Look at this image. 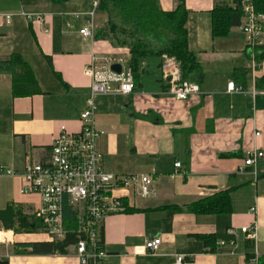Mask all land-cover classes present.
I'll return each instance as SVG.
<instances>
[{
	"label": "crops",
	"instance_id": "1",
	"mask_svg": "<svg viewBox=\"0 0 264 264\" xmlns=\"http://www.w3.org/2000/svg\"><path fill=\"white\" fill-rule=\"evenodd\" d=\"M90 1L65 4L84 13ZM216 1L231 0H184L187 46L202 69L199 94L178 100L164 93L161 57H157L156 67L140 63L131 94L95 98L94 124L102 132L96 148L102 154V169L116 175L153 174L156 190L150 198L129 199L128 207L137 211L110 214L103 220L107 256L101 264H173L178 254L185 255V264H257L264 256V156L255 168L243 164L248 151L264 154V58L256 61L251 53L264 44V34L251 45L239 26L213 37L211 10ZM157 2L167 12L176 4L175 0ZM65 4L0 0V58L20 54L42 90L13 97L11 76L0 74V165L18 173L28 161L49 155L61 126L68 132L80 130V113L90 94V79L83 69L91 52L130 59L125 46L83 38L79 30L85 16L66 15ZM27 13L41 14L42 22L28 20ZM95 19L97 29L106 16L97 12ZM67 21L70 31H59ZM230 81L243 91L227 92ZM176 162L179 168L174 167ZM20 186L18 176L0 177V210L13 205L31 214L38 208L39 197L21 194ZM224 190L230 191V214L186 210L189 203ZM253 225L256 238L249 240L240 228ZM230 228L235 235L228 234ZM4 232H10V237L5 238ZM21 234L0 227L1 261L80 264L72 247L65 255L13 254L15 242L38 241ZM210 234L216 237L213 251L198 237ZM156 236L161 238L158 251L145 254V240ZM218 241L225 245L219 246Z\"/></svg>",
	"mask_w": 264,
	"mask_h": 264
},
{
	"label": "built area",
	"instance_id": "2",
	"mask_svg": "<svg viewBox=\"0 0 264 264\" xmlns=\"http://www.w3.org/2000/svg\"><path fill=\"white\" fill-rule=\"evenodd\" d=\"M98 4L99 0H91L87 11L72 15L75 19L80 14L85 16L84 26L79 30L83 38H94V19ZM241 10L239 28L246 43L251 45L264 34L262 14L255 12L252 0H241ZM24 15L38 24L43 20L39 13ZM113 64L120 65L119 73L111 70ZM160 68L161 78L166 85L164 93L167 95L184 100L201 92L198 83L182 78L180 64L175 57L162 54ZM83 73L90 79V94L80 113V130L68 132L61 126L45 159L28 161L20 173L0 165V177L18 176L21 180L20 193L36 194L39 197V206L31 214L42 220V229L49 241L64 238L66 232L63 208L65 204L71 206L77 221V240L71 247L78 262L101 264L107 256L102 244L104 218L110 214L125 212L128 201L133 196L150 198L155 195L156 190L153 174L116 175L104 171L101 167L102 154L96 148V138L102 132L94 124L95 98L98 95H127L133 92V77L128 59L123 54H97L92 51ZM226 91L242 92L243 89L230 81L226 85ZM263 156L262 151H248L243 164L255 168L257 161ZM180 166L179 162L174 163L175 168ZM255 230L254 225L240 228L249 240H255ZM228 234L235 235V231L230 228ZM160 244L161 238L156 236L145 240L142 250L145 254L155 255ZM217 244L223 246L225 242L218 241ZM138 251L135 249V254ZM173 264H185V255H176Z\"/></svg>",
	"mask_w": 264,
	"mask_h": 264
},
{
	"label": "trees",
	"instance_id": "3",
	"mask_svg": "<svg viewBox=\"0 0 264 264\" xmlns=\"http://www.w3.org/2000/svg\"><path fill=\"white\" fill-rule=\"evenodd\" d=\"M67 0H50L63 3ZM172 11H163L157 0H99L97 12L106 16L104 24L95 29V39H107L117 46L129 49V65L133 81L139 78L140 61L145 57L173 56L180 64L184 80L198 83L202 78V69L194 54L187 46L186 20L188 11L184 0H175ZM256 13H264V0H252ZM242 18L241 0L216 1L211 10L212 36L221 37L239 26ZM253 58H264V44L251 50ZM48 59V58H47ZM0 74L11 76L13 97H26L42 92L30 65L18 53L0 58ZM155 121H158L157 119ZM138 209L127 208L125 212ZM186 210L194 214H230L232 202L230 191H219L212 196L193 201ZM65 236L61 240L15 242L13 254L26 255H65L77 240V221L71 206L63 208ZM0 227L14 234L33 233L42 229V220L32 214H25L18 206H7L0 210ZM213 251L216 237L213 234L198 236ZM0 264H8L1 261ZM264 264V256L257 259Z\"/></svg>",
	"mask_w": 264,
	"mask_h": 264
},
{
	"label": "rangeland",
	"instance_id": "4",
	"mask_svg": "<svg viewBox=\"0 0 264 264\" xmlns=\"http://www.w3.org/2000/svg\"><path fill=\"white\" fill-rule=\"evenodd\" d=\"M65 3L66 2H63V3H60V4H65ZM64 6H66V7H64L65 9L62 12H64L65 14L67 13L66 15L72 16L75 13H79V12H76V10H75V8L73 6L70 7L67 4H65ZM95 20L96 19H94V23H95ZM84 21H85V19H84ZM70 27H71V24L69 23V21L63 22L61 24V27H60L59 31H62V32L63 31H70V29H71ZM142 61L143 62H146L148 66H152L153 65L154 67H156L157 66V62H158V58L157 57H154V56H150V57L142 58L141 61H140V63ZM107 216H109V215H107ZM20 236H21V238H26L27 240H38V241L39 240H44L46 238V234H45V231L43 229H40V230H38L36 232H33V233H23Z\"/></svg>",
	"mask_w": 264,
	"mask_h": 264
},
{
	"label": "water",
	"instance_id": "5",
	"mask_svg": "<svg viewBox=\"0 0 264 264\" xmlns=\"http://www.w3.org/2000/svg\"><path fill=\"white\" fill-rule=\"evenodd\" d=\"M111 70H113V71L119 73L120 70H121V67H120V65H118V64H113V65L111 66Z\"/></svg>",
	"mask_w": 264,
	"mask_h": 264
},
{
	"label": "bare ground",
	"instance_id": "6",
	"mask_svg": "<svg viewBox=\"0 0 264 264\" xmlns=\"http://www.w3.org/2000/svg\"><path fill=\"white\" fill-rule=\"evenodd\" d=\"M3 236H4L5 238H9V237H10V232H4V233H3Z\"/></svg>",
	"mask_w": 264,
	"mask_h": 264
}]
</instances>
